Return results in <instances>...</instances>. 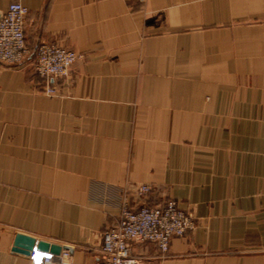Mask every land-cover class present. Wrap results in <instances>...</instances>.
<instances>
[{
	"label": "crops",
	"instance_id": "obj_1",
	"mask_svg": "<svg viewBox=\"0 0 264 264\" xmlns=\"http://www.w3.org/2000/svg\"><path fill=\"white\" fill-rule=\"evenodd\" d=\"M13 3L29 52L79 58L47 81L0 63V264H32L16 234L96 264L124 206L169 199L195 229L163 259L139 244L143 264H264V0H0V16Z\"/></svg>",
	"mask_w": 264,
	"mask_h": 264
},
{
	"label": "built area",
	"instance_id": "obj_2",
	"mask_svg": "<svg viewBox=\"0 0 264 264\" xmlns=\"http://www.w3.org/2000/svg\"><path fill=\"white\" fill-rule=\"evenodd\" d=\"M28 9L20 3L10 4L0 16V63L17 66L29 54L24 35V22ZM33 69L36 77L47 81L59 80L69 75L79 56L56 44H39L35 48ZM55 88L47 85L44 93L51 96ZM151 188L141 186L138 193L149 194ZM195 229L193 216L181 209L175 200H166L157 206H142L132 210L124 206L113 227L101 233V256L96 264H143L138 245L150 243L158 259L167 257L170 241L182 238ZM32 264H73L69 250L58 255L33 251L29 255ZM145 264H155L146 261Z\"/></svg>",
	"mask_w": 264,
	"mask_h": 264
},
{
	"label": "water",
	"instance_id": "obj_3",
	"mask_svg": "<svg viewBox=\"0 0 264 264\" xmlns=\"http://www.w3.org/2000/svg\"><path fill=\"white\" fill-rule=\"evenodd\" d=\"M34 50L32 51V54L34 53ZM34 250L50 255H58L61 252V248L59 246L44 241H36L35 238L24 234L15 235L12 252L29 256Z\"/></svg>",
	"mask_w": 264,
	"mask_h": 264
},
{
	"label": "rangeland",
	"instance_id": "obj_4",
	"mask_svg": "<svg viewBox=\"0 0 264 264\" xmlns=\"http://www.w3.org/2000/svg\"><path fill=\"white\" fill-rule=\"evenodd\" d=\"M35 50H34V53L32 54V52H29V54L27 55V57L25 58V60H30V61H35ZM35 73V72H34ZM36 76V74H35Z\"/></svg>",
	"mask_w": 264,
	"mask_h": 264
}]
</instances>
